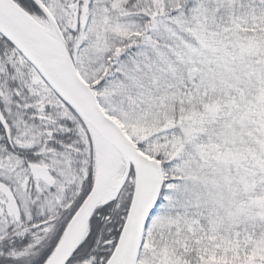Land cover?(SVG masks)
<instances>
[{
  "label": "snow or ice",
  "instance_id": "snow-or-ice-1",
  "mask_svg": "<svg viewBox=\"0 0 264 264\" xmlns=\"http://www.w3.org/2000/svg\"><path fill=\"white\" fill-rule=\"evenodd\" d=\"M0 264H264V0H0Z\"/></svg>",
  "mask_w": 264,
  "mask_h": 264
}]
</instances>
